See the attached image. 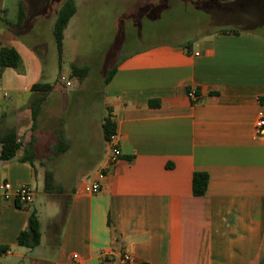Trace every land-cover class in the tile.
<instances>
[{"label": "crops", "instance_id": "crops-1", "mask_svg": "<svg viewBox=\"0 0 264 264\" xmlns=\"http://www.w3.org/2000/svg\"><path fill=\"white\" fill-rule=\"evenodd\" d=\"M65 1L34 14L25 0H0V50L13 48L22 60L20 71L6 68L0 76V142L14 132L21 144L15 158L0 161V247L7 249L0 264H264V136L254 133L264 112V39L253 32L222 29L188 42L144 47L124 59L110 83L104 82L106 113L90 124L80 144L87 167L73 184L55 180L61 192L43 188L45 196L64 199L51 215L62 222L47 232L37 193L36 202L24 206L15 193L1 190L6 182L34 189L47 171L56 179L53 162L74 157L77 141L70 130L49 121L50 139L43 144L46 132L39 126L57 85L66 92L72 83L44 82L43 57L23 39L43 41L46 23L53 34ZM20 6L26 14L21 26ZM37 84L53 89L34 123ZM190 89L196 100L188 96ZM106 115L116 124L122 153L112 166L102 129ZM101 171L106 174L101 191L86 193L85 184ZM195 173L209 177L201 197L193 193ZM33 211L42 237L29 249L18 237Z\"/></svg>", "mask_w": 264, "mask_h": 264}, {"label": "rangeland", "instance_id": "rangeland-1", "mask_svg": "<svg viewBox=\"0 0 264 264\" xmlns=\"http://www.w3.org/2000/svg\"><path fill=\"white\" fill-rule=\"evenodd\" d=\"M25 2L37 14L56 0ZM76 6L77 14L70 22L61 59L47 23L40 32L44 50L39 48L41 42L23 36L30 45L38 47L43 57L44 82L54 84L63 78L72 83L71 87L65 85L66 92L57 85L58 90L49 98L39 118V126L45 132L50 121L62 126L64 131L70 130L69 136L77 141L73 158L51 164L55 180L67 185L76 182L87 167L89 159L80 144L87 140L90 124L97 123L106 113L104 82L124 59L144 47L188 42L222 29L253 32L264 39V0H76ZM73 66L87 68L86 78L80 80L74 76ZM49 139L46 132L43 144ZM43 188L45 179L35 183L36 207L47 232L62 222V217L51 215L60 211L64 199L45 196Z\"/></svg>", "mask_w": 264, "mask_h": 264}, {"label": "trees", "instance_id": "trees-1", "mask_svg": "<svg viewBox=\"0 0 264 264\" xmlns=\"http://www.w3.org/2000/svg\"><path fill=\"white\" fill-rule=\"evenodd\" d=\"M77 13L76 0H66L62 7L59 10L57 19L53 27V37L57 44V49L59 52L60 59L62 57L63 43L65 38V31L69 26L70 21ZM25 9L23 6H20L18 23L21 26L25 21ZM238 30H231L229 33H238ZM226 33V31H224ZM191 45L186 46L189 48ZM6 68H12L20 71L22 69V60L17 53V51L10 47H3L0 50V76L1 73ZM116 73V68L112 69L108 76L105 79V84H109L113 79ZM72 74L78 77L80 80H83L88 75V69L85 67H72ZM53 89V86L50 84H37L33 86L34 92H39L40 96L34 100L32 103V119L34 123L37 121L41 111L42 105L46 100V97L49 92ZM264 103V99H262ZM102 129L104 133V138L108 142L110 137L116 133V124L111 119V116L108 115L104 118ZM1 153L0 161H9L15 158L18 152L21 149V144L17 142V136L14 132L6 134L1 139ZM61 145H58L57 151L60 153L62 149L63 142H60ZM209 183V177L205 173H195L193 178V193L197 197L204 196L206 194ZM46 193L53 194L61 192V187L56 184L55 178L52 172L47 171L45 174V188ZM41 224L36 212L30 214L28 228L25 231H22L18 237V244L21 247H26L32 249L38 246L41 242ZM7 251L5 247H0V254H3Z\"/></svg>", "mask_w": 264, "mask_h": 264}, {"label": "built area", "instance_id": "built-area-1", "mask_svg": "<svg viewBox=\"0 0 264 264\" xmlns=\"http://www.w3.org/2000/svg\"><path fill=\"white\" fill-rule=\"evenodd\" d=\"M70 85V83H68ZM188 96L196 100V91L195 89H190L188 91ZM254 133L256 137L264 136V112H260L258 115V119L255 122L254 126ZM108 148H109V157H108V165L112 166L116 164L121 158V150L118 143V136L117 134H113L109 141H108ZM105 171L99 172L97 179L92 183L85 184L84 191L88 194H97L101 191V181L105 178ZM1 190L5 193L12 192L15 193L17 199L24 205V206H31L36 202V193L31 186L28 185H21L17 188L6 182L1 186ZM77 258V256H75ZM125 261L131 262V258L129 256L124 257Z\"/></svg>", "mask_w": 264, "mask_h": 264}]
</instances>
